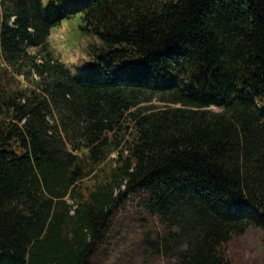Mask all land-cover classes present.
<instances>
[{"label": "trees", "instance_id": "1", "mask_svg": "<svg viewBox=\"0 0 264 264\" xmlns=\"http://www.w3.org/2000/svg\"><path fill=\"white\" fill-rule=\"evenodd\" d=\"M76 13L73 70L49 35ZM137 190L166 264L264 231V0H0V264H91Z\"/></svg>", "mask_w": 264, "mask_h": 264}, {"label": "rangeland", "instance_id": "2", "mask_svg": "<svg viewBox=\"0 0 264 264\" xmlns=\"http://www.w3.org/2000/svg\"><path fill=\"white\" fill-rule=\"evenodd\" d=\"M82 26L81 14L76 13L53 26L49 35L55 53L73 70L84 66L88 58L86 44L98 42L97 36ZM145 195V191L137 190L115 207L91 264L167 263L166 255L154 252L148 243L166 227L157 214L142 205ZM221 251L235 264H264V231L250 225L222 243Z\"/></svg>", "mask_w": 264, "mask_h": 264}]
</instances>
